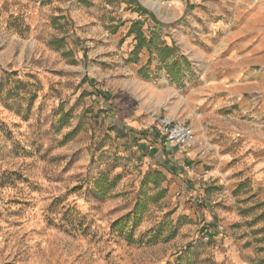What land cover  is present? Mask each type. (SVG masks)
<instances>
[{
    "label": "rangeland",
    "instance_id": "obj_1",
    "mask_svg": "<svg viewBox=\"0 0 264 264\" xmlns=\"http://www.w3.org/2000/svg\"><path fill=\"white\" fill-rule=\"evenodd\" d=\"M28 1L50 7L41 35L50 42V63L0 70V264H264V209L250 208L229 230L219 223L213 236L181 222L180 177L143 186L155 161L131 155L128 131L100 126L88 78L112 65L76 61L67 44L79 36L93 57L89 42H106L103 33L88 32L97 25L91 19L109 26L126 1ZM78 12L94 16L78 21ZM25 20L8 26L11 42L19 35L30 40ZM117 95L121 106L129 98ZM142 197L146 208L134 223Z\"/></svg>",
    "mask_w": 264,
    "mask_h": 264
},
{
    "label": "crops",
    "instance_id": "obj_2",
    "mask_svg": "<svg viewBox=\"0 0 264 264\" xmlns=\"http://www.w3.org/2000/svg\"><path fill=\"white\" fill-rule=\"evenodd\" d=\"M125 1L109 26L94 14L74 13L78 21L84 15L95 20L88 32L103 33L106 43L89 42L95 50L90 57L75 36L66 55L112 65L88 78L100 105L95 110L102 111L100 126L128 131L131 155L153 159L151 168L166 179L180 177L177 219L200 225L209 236L218 233L219 223L229 230L250 208L264 209V0ZM39 6L0 0V70L50 63V42L41 36L50 7ZM23 17L30 40L19 35L11 42L8 26ZM139 30L155 39L136 49ZM117 94L129 97L122 106ZM151 113L189 124L197 142L170 144Z\"/></svg>",
    "mask_w": 264,
    "mask_h": 264
},
{
    "label": "built area",
    "instance_id": "obj_3",
    "mask_svg": "<svg viewBox=\"0 0 264 264\" xmlns=\"http://www.w3.org/2000/svg\"><path fill=\"white\" fill-rule=\"evenodd\" d=\"M150 117L153 118L154 125L159 134L170 144L185 146L197 142L194 131L189 124L168 115L151 113ZM199 144L202 145V142H199Z\"/></svg>",
    "mask_w": 264,
    "mask_h": 264
},
{
    "label": "trees",
    "instance_id": "obj_4",
    "mask_svg": "<svg viewBox=\"0 0 264 264\" xmlns=\"http://www.w3.org/2000/svg\"><path fill=\"white\" fill-rule=\"evenodd\" d=\"M135 25V24H134ZM136 25H138L136 23ZM139 34H138V45L136 47V49H140L144 44H149L151 43V41H153L155 39V37H152L149 40L146 39L145 35L141 32V30L138 31ZM163 51L166 50L167 51V54L168 52H170L171 50L168 49V48H163L162 49ZM172 52V51H171ZM62 119H68L69 118V113L68 112H64L61 116ZM73 132L72 133H69L67 138H70L73 136ZM166 180V175L163 174L161 171L159 170H155L154 172H151V173H148L144 176L143 180H142V185L145 186V185H148L150 183H152L153 185L155 186H159V184L162 182V181H165ZM144 193V192H143ZM146 208V201L144 200V198H140L137 200L135 206H134V210H133V220H134V223H137L139 221V218H140V215L142 214V212L145 210Z\"/></svg>",
    "mask_w": 264,
    "mask_h": 264
}]
</instances>
